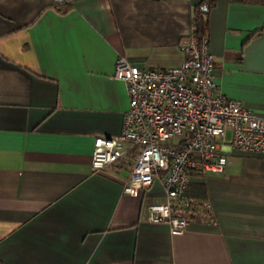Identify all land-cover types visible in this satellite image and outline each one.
I'll return each instance as SVG.
<instances>
[{"label": "crops", "instance_id": "0c3cea01", "mask_svg": "<svg viewBox=\"0 0 264 264\" xmlns=\"http://www.w3.org/2000/svg\"><path fill=\"white\" fill-rule=\"evenodd\" d=\"M0 0V264H264V154L229 152L205 206L173 234L149 220L163 185L123 191L92 169L95 139L129 106L114 77L183 64L203 4L223 93L264 117V0Z\"/></svg>", "mask_w": 264, "mask_h": 264}, {"label": "built area", "instance_id": "2783aa9c", "mask_svg": "<svg viewBox=\"0 0 264 264\" xmlns=\"http://www.w3.org/2000/svg\"><path fill=\"white\" fill-rule=\"evenodd\" d=\"M63 3L65 0H54ZM209 6L200 12L207 20ZM182 65L141 68L120 56L114 77L126 83L129 106L118 135L95 139L92 169L130 167L123 191L139 196L159 180L166 200L151 204L149 220L182 233L193 215L208 208L186 195L194 177L223 173L229 152L264 154V117L227 96L215 80L207 32L181 41Z\"/></svg>", "mask_w": 264, "mask_h": 264}, {"label": "trees", "instance_id": "16d2710c", "mask_svg": "<svg viewBox=\"0 0 264 264\" xmlns=\"http://www.w3.org/2000/svg\"><path fill=\"white\" fill-rule=\"evenodd\" d=\"M65 5V3H60L57 5V8H62V6ZM195 29L199 36H202L206 33L207 29V20L203 17L200 11L197 12L196 18H195ZM186 195L192 199H197L198 201H206L207 199V190L204 183H189ZM195 215H193L194 217Z\"/></svg>", "mask_w": 264, "mask_h": 264}]
</instances>
